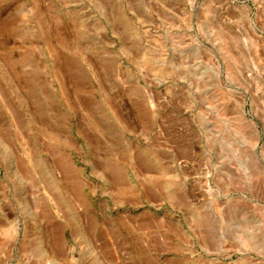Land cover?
<instances>
[{"label": "rangeland", "instance_id": "obj_1", "mask_svg": "<svg viewBox=\"0 0 264 264\" xmlns=\"http://www.w3.org/2000/svg\"><path fill=\"white\" fill-rule=\"evenodd\" d=\"M0 264H264V0H0Z\"/></svg>", "mask_w": 264, "mask_h": 264}]
</instances>
